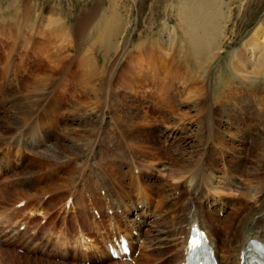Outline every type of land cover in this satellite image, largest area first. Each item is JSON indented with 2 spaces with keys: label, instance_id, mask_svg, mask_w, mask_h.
Masks as SVG:
<instances>
[{
  "label": "rangeland",
  "instance_id": "obj_1",
  "mask_svg": "<svg viewBox=\"0 0 264 264\" xmlns=\"http://www.w3.org/2000/svg\"><path fill=\"white\" fill-rule=\"evenodd\" d=\"M210 1L0 0V264H179L180 254L164 261L181 251L172 228L194 216L230 263L234 231L264 210V44L257 76L232 67L264 30V0ZM200 6L221 21L211 61L180 29ZM111 188L117 219L136 214L124 197L151 212L131 260L86 253L107 249L92 211L127 228L97 201ZM169 226L173 236L141 251Z\"/></svg>",
  "mask_w": 264,
  "mask_h": 264
},
{
  "label": "bare ground",
  "instance_id": "obj_2",
  "mask_svg": "<svg viewBox=\"0 0 264 264\" xmlns=\"http://www.w3.org/2000/svg\"><path fill=\"white\" fill-rule=\"evenodd\" d=\"M179 5H184V6L192 5L194 7L195 5H212V3H211L210 0H182V1L179 0ZM218 17H219L218 13H216V15H208V11L206 9V6H200V7L197 8V15H194L192 17L191 14L184 13L181 16L180 20H179V24L181 25L180 29L184 30L185 36H187L188 39L191 41V43L194 45L193 47H195L199 53H203V56H206L209 61H211V57L213 56V49L216 48V46H219L217 44V38L221 37V33L218 30L219 25H221V21H220V19ZM263 33H264L263 28H259L258 31H256V33L253 35V37L248 39L244 43V46H243V49H242V53H240V54L236 53V55L233 54L234 57H233V61H232V63H233L232 67H234L235 71L240 72L242 75H244L246 77H250V76H254L255 77V76H257L256 70H257V67H258V61L256 60V56L258 54V51L261 49V45L264 44L263 43L264 42V38H263L264 34ZM168 34L172 38L173 37V29H169L168 30ZM233 34H235V33H233ZM174 37H175V35H174ZM261 40H263L262 43H261ZM198 177H199V174H198ZM194 179H195V176H192L191 179H190V183H192L194 181ZM198 179L199 178H197V180ZM9 183H11V182H9ZM196 186H197V182H196ZM101 189L99 190V192L102 191ZM197 190L200 191V188L198 187ZM197 190L195 192H197ZM109 192H112V193H109ZM120 192H121L120 189H114V188L108 189L105 192V194H106L105 198L102 199L100 197L97 200L98 202H100V203H102L104 205L106 213L110 214V215H108L109 218L110 217H115V215H114V211L113 212L111 211L112 213H110V209L111 208H108V206L111 205V204H115V203H118L120 205L121 200H117V201L114 202L115 196H118ZM262 193H264V192H262ZM73 194H75V193L72 192V196H73ZM94 194H95V192H94ZM199 194L200 193H198L197 195H199ZM55 196L56 195L54 193H53L52 197H51V194H50V198H48V199H53V198H55ZM69 196H71V194ZM263 199H264V197H263ZM109 200L111 201L110 204H109V202H110ZM124 200L131 207H129L128 209H124V208L123 209L124 210H128V211L129 210L130 211H135V213H136L133 216V218H131V219H124L123 220V219H117L115 217L116 222L121 221L122 223H127L126 224L127 228L124 231H122V229H120L119 226H117V227L115 225L109 226V223H108V225H106L105 223L102 222V214H100V216L98 214L102 213L103 209H101L99 212L97 211V214H96L95 211H92L93 214L90 213L91 219H90L89 229H95V233L96 234L99 232V233L104 234V236H106V237L111 234V233H108V234L105 235V233H107L108 231L109 232L112 231L111 235H114L113 233H116L118 236L121 235V234H124V235H127V236L130 235L132 237L131 243L133 244L132 245V248H133L132 256L135 257L136 254H137V252H135V250L138 249V247L135 246L136 236L133 234V231L137 230L140 234H143V231L141 230L142 223L143 222H147L148 218H150V216H151V212L149 213L148 206L146 204H144L142 206H139V205L136 204L134 206L132 204L131 200H129V199L126 200L125 197H124ZM89 206H92V209H93L95 207L98 208L100 205L99 204H95V202L93 201ZM213 206H216V204H213ZM110 207L113 208L115 206L112 205ZM217 207L220 208L218 210V213H220V211L223 210V207H221L219 205H217ZM73 208L75 210H77L76 207H73ZM90 208L91 207H89V209L87 210V212L85 214L86 217L89 216ZM15 210L17 211L18 208H15ZM198 213L200 214L199 211H198ZM259 214H260V216H258L257 218L251 220L249 222V224H247V226L245 225L240 230L241 234H238L236 230L234 231L235 232V236H233V237L236 238V240L238 239V242L236 244H234V245H231V249L233 250V253H235V254H233L234 255L233 259L230 261L229 264H241V261L244 258L243 250L246 251V245H247L248 240L250 238L256 237V238H258L259 240H261L264 243V210H260ZM119 215L123 216V213H121ZM155 215L157 216V214H155ZM200 215L202 216V214H200ZM104 217L105 216H103V219H104ZM193 220L198 222L204 229L207 230V232L210 235V238L212 239L215 247H217L218 258H219V261H220L221 254L219 253V245L217 244L215 239L210 234L208 228H206L203 225L202 218H200V216H198V217L194 216ZM194 221H192L189 224V226ZM169 224H171V222H169ZM179 224H180V222L178 224H175L176 227H174V228H172L170 226L167 229L166 228H156V230L151 235L152 238H149L150 235H146V237H145V239H144V241L142 243V246L140 247L141 251L144 249L143 247H144V245L146 243V240H149L150 242H153V241L154 242H156V241L157 242H162L164 239L167 238V236H163L164 233H167V232H168V236H173L172 232H169V230H171L169 228H172L173 230H176L177 236H174V237H177L178 245H180L181 251H176L175 253H172V249H169L171 254L169 253L168 257L164 261L169 262V260H172L171 259L172 256H176V255H179V254L181 255L182 260H184L185 259V239L187 238V234H189V226H188V229L186 230V227L184 228L183 226H179ZM3 227H5V226H3V224H2L1 228L4 229ZM179 228H180V230H179ZM108 229H110V230H108ZM79 230H80V233L85 232L83 230V228H80ZM185 230H186V232H185ZM61 231H62V236L57 240V242L58 241L59 242L60 241H64L65 242L67 240V236L69 237V233H68L67 229L66 230L64 229V230H61ZM80 233L77 234V235L79 236ZM183 233H185V236L183 235ZM51 234H52V232H51ZM106 237L104 238L105 241H106ZM63 238H64V240H63ZM97 239H99V238H97ZM100 239L98 241V245L100 243H102ZM45 240H46V238H45ZM79 244L80 245L82 244L83 247H85V249H88L90 247V245L84 244V240L83 239L80 241ZM158 245H160V244L156 243V247H160V248H165L166 247V246L162 247V246H158ZM229 245L227 247H229ZM100 246L101 245H99V247ZM75 247H78L77 239L75 240V244L72 246V248H75ZM75 250H76V248H75ZM72 252H73L74 255L76 254V252H78V253L82 254V256L84 258L86 256V253L88 255H90V253H92V255L96 254L98 258L99 257L103 258L105 256H109L107 249L103 251L105 253L104 256H101V254L99 252L95 251L93 246L90 249V251H86L85 254H83V252L80 249H77L76 251L73 250ZM230 257L231 256H229L228 259H230ZM221 259H222V257H221ZM119 264H130V263L127 262V261H123V262H121ZM172 264H175V263H172Z\"/></svg>",
  "mask_w": 264,
  "mask_h": 264
}]
</instances>
